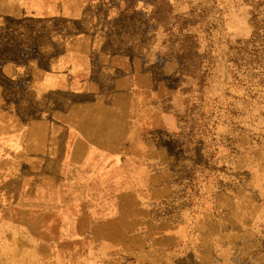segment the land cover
I'll return each mask as SVG.
<instances>
[{"label":"crops","instance_id":"crops-1","mask_svg":"<svg viewBox=\"0 0 264 264\" xmlns=\"http://www.w3.org/2000/svg\"><path fill=\"white\" fill-rule=\"evenodd\" d=\"M150 2L0 0V43L23 25L4 67L26 114L0 145L38 162L7 175L45 179L0 204V264H264V171L178 134L181 60Z\"/></svg>","mask_w":264,"mask_h":264},{"label":"rangeland","instance_id":"rangeland-1","mask_svg":"<svg viewBox=\"0 0 264 264\" xmlns=\"http://www.w3.org/2000/svg\"><path fill=\"white\" fill-rule=\"evenodd\" d=\"M150 5L154 10L151 22L168 37V54L181 60L179 69L183 72L174 77V85H180L182 95L174 102L178 134L200 140L197 153L201 157H212L220 144L235 155L246 156L248 166L251 164L249 170L253 169L259 180L264 171V0H151ZM251 13L259 24L257 38H253ZM7 22L9 32L4 36L11 42L10 47L0 43L2 141V134L9 131L7 126L20 125L26 116L21 111L22 100L13 95V87L6 82L4 67L6 61H16L15 52H21L12 48V42L22 40L23 25L21 20ZM32 34L35 33L30 34V39ZM28 117L34 119L37 114L30 112ZM5 148L0 145V204H12L21 199V193L35 199L45 194L39 192L44 178L7 175L11 168L27 172L26 165L36 167L38 162L26 159L27 153L18 150L15 155ZM179 177L177 172L175 181L179 182ZM52 181L53 178L50 184ZM178 193V197L183 195ZM42 197L53 201L52 193ZM97 197L100 196L94 195L93 199Z\"/></svg>","mask_w":264,"mask_h":264},{"label":"trees","instance_id":"trees-1","mask_svg":"<svg viewBox=\"0 0 264 264\" xmlns=\"http://www.w3.org/2000/svg\"><path fill=\"white\" fill-rule=\"evenodd\" d=\"M257 8V7H256ZM255 8V9H256ZM251 17H252V23H253V27H254V32H253V38H257L259 35H258V29H259V24L256 22V15L253 16V14L251 13ZM264 18V17H263ZM257 23V24H256ZM168 55H173L172 53L168 54ZM183 72V70L181 69H178V71L176 72V75H181ZM186 72V70H185ZM187 74V73H186ZM200 142V140H199ZM199 142L197 143V146H199ZM182 175L179 177V178H182V179H185V178H188L190 180H193L194 178V173H195V169L194 168H191V169H188V170H185V168L182 169Z\"/></svg>","mask_w":264,"mask_h":264}]
</instances>
